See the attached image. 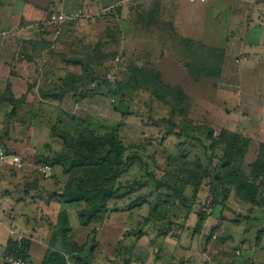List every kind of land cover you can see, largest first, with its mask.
Segmentation results:
<instances>
[{
    "label": "rangeland",
    "instance_id": "obj_1",
    "mask_svg": "<svg viewBox=\"0 0 264 264\" xmlns=\"http://www.w3.org/2000/svg\"><path fill=\"white\" fill-rule=\"evenodd\" d=\"M6 1L10 5L16 3L14 0ZM22 1L39 5L42 9V33L31 30L29 42L23 37L16 40L17 43L12 42L15 53L9 61H14L17 67L12 70L16 77L23 80L24 86L28 85V91L15 108L9 102L1 101L8 107L5 114L0 112L2 121L7 122V130H3L0 125V139L7 144L11 132L16 138L23 136L22 140L29 145L28 156L32 163L29 170L33 174L36 172L35 167L44 159L56 164L55 149L60 147L62 150L63 143L53 131L71 132L76 136L79 122L103 135L116 132L125 149L123 157L134 154L131 160L111 169L112 195L95 218L96 223L110 221L103 224L98 233L100 245L95 253L98 260L92 264H103L99 257L100 251L103 254L102 249L106 252L102 256L108 257L107 262L110 264H124L125 260L127 264H143L129 256L107 254L110 245L116 242L117 227L124 222L155 223L156 236L185 238L184 244L188 241L190 245L188 259L195 264H264V187L256 200L258 205L239 202L233 194L223 199V193L227 191L225 179L221 182L217 178L223 176V151L218 146L212 149L205 131H199V128H211L213 137L217 138L219 132L226 129L248 137L251 146L245 158L244 171L250 172L258 147L264 144V61H258L254 67H250L246 58H243L237 68L238 74H234L233 78L234 70L229 74L224 64L230 49L222 47L225 37L229 35L220 34L219 47L216 46L218 44L210 43L203 39L200 26H193V18H183L182 14L189 11L187 8L183 10L173 4V16L168 15L167 0ZM195 1L183 0V5H193ZM64 3H79L82 8L72 13L75 17L70 22L56 26L48 24L49 15L62 11ZM50 5L53 6L50 11L44 10ZM215 5L216 11H229L227 5L233 9L230 0H216ZM37 20L38 17L32 19L36 23ZM224 26L231 28L235 24L226 21ZM46 30L52 33L47 34ZM43 41H54L52 48L56 54L85 52L100 45L108 60L99 67L93 64L94 68L89 69L66 67L58 56L50 57V50L38 45ZM0 61L7 60L3 58ZM16 61L31 62L26 67ZM197 61L209 63L202 66ZM187 66L194 71H190ZM135 68L140 70L138 78L143 83L156 80L174 91H183L185 97L177 117L170 116L171 108L165 98L160 101L145 89L136 88L134 82L130 81V71ZM94 71L104 75V78L110 73L113 81L117 79L118 83H122L119 98L116 97L112 102L105 95L79 98L78 84ZM227 75L232 77L230 81L236 88L228 90L221 86V82L227 81ZM114 86L116 89L118 85ZM21 89L22 85L18 86L17 91ZM47 92L59 98L42 97ZM247 92L261 98L258 102L261 106L260 111H257L258 114L260 112L258 121L249 120L248 108L238 100L240 95L247 99ZM72 119H77L78 124L72 123ZM10 126L12 131H9ZM63 150L70 158L69 149L64 147ZM19 156L24 161L23 156ZM64 164L66 162L60 165ZM95 172L98 174L97 167L69 172L67 182L78 177L86 179ZM190 177H195L197 182L188 180ZM259 181L255 183L259 185ZM208 183L213 185L212 192L208 190ZM187 184H200L197 196L192 195L190 188L184 190ZM51 190L48 184L42 190L46 194L42 201L47 206L53 204L47 213L42 212L44 230L47 229L49 235L66 227L61 222L64 220L60 217L62 213L58 216L60 203L53 195V188ZM183 192L186 199L182 197ZM210 192L215 196V216L206 219L204 229L206 231L214 227L211 233L216 235V239L212 242L207 240L204 235L206 232L203 234L202 229H196L195 226ZM222 202L224 206L221 211V206L217 204ZM69 208L73 210H69L73 218L78 219L84 204L78 203ZM80 231H76L73 238L86 252L91 247L88 242L91 241L92 232ZM22 238L25 239L17 237L18 240ZM37 239L40 238L37 236ZM43 240L45 245H51L45 238ZM158 255L165 257L164 253ZM180 263L178 260L176 264ZM186 263L192 264L188 260ZM29 264L34 263L29 259Z\"/></svg>",
    "mask_w": 264,
    "mask_h": 264
},
{
    "label": "crops",
    "instance_id": "obj_2",
    "mask_svg": "<svg viewBox=\"0 0 264 264\" xmlns=\"http://www.w3.org/2000/svg\"><path fill=\"white\" fill-rule=\"evenodd\" d=\"M14 1L16 3H13V5H10V3L7 4L6 1V3L0 6V60L3 58L7 60L0 61V112L3 114L6 113L4 111H6L8 106L1 101L9 102L11 107L15 108L19 100L24 98L28 91V85L24 86L23 80L16 77L12 70V68L17 67L13 64L14 61H9L15 53V47H12V42L15 41L17 43L16 40L19 38L21 39V37H23L25 41L30 40L28 37L31 34V30L38 34L42 33V9L39 8V5L35 6L22 0ZM230 1L233 4V9L230 5H227L226 8H229V11H216L214 9L216 8V0H206L204 2L196 0L195 2H192L193 5L191 3L183 5V0H167L169 7H167L166 12L168 15L173 16V4L183 10L187 8L189 11L182 14L183 18L184 16H186V20L188 17L193 18L195 20L193 26H200V31H202L203 33H201L204 35L203 39L210 41V43H213L214 45L218 44L216 45L218 47L221 43L220 34H228L229 36L225 37L222 47L225 49L229 48L230 53L228 55L226 54L228 57H226L224 64L225 68L229 70V74L234 70V78V74H238L237 68H239L243 58H246V63L249 64L250 67L251 65L254 67L258 61H264V0ZM209 3L212 5L207 6ZM68 5L69 4L65 5L64 3L62 11H58V13L72 14L75 13L77 9L82 8L79 3ZM51 7L53 6L50 5L49 7H45L44 10L47 9L50 11ZM177 14L179 13L177 12ZM37 17V23L32 21V19H37ZM226 21L233 22L235 26L231 28L230 26L225 27L224 25L226 24ZM48 33L51 34L52 32ZM17 56L18 53L16 54V57ZM236 60H238V63H235ZM16 62L22 63L23 66L27 67L30 65L31 61ZM231 78L232 77L227 75L225 79H229L230 81ZM21 85L22 89L19 92L17 91L18 86ZM247 93V99L241 97V95L240 98L237 95L238 100H240L245 108H248L247 115L249 120L254 119V121H258L260 112L258 114L257 111H260L261 108L258 102H260L261 98L255 93ZM1 124L3 130H7V122L6 120L2 121V116L0 115V125ZM9 131H12L11 126ZM9 135L10 141H7L6 144L8 149L17 155L21 154L24 159V164L22 165L21 170H17L18 168L12 170L8 166H0V264L3 263L4 257L8 254L6 248L8 240L10 238L17 240V237L19 236L24 237L25 239H30L29 259L30 261L32 260L34 264H40L47 248H50L49 245H45V240L43 239L45 238L50 243L53 238L52 233L49 235L47 229L46 231L44 230L45 222H42L44 220L42 212L47 213L53 204L51 206V203H49V206H47L46 203L42 201L46 198V194H44L40 187H42V184H45V186L48 184V187L51 188L53 186V181L50 180L41 183L36 180V183L31 184V182H34L33 180L36 176L29 170V167L32 166L31 157L28 156L29 145H27L25 140H22L24 139L23 136L16 138L13 136V132ZM60 150V147L55 149L56 152H59ZM53 173L59 180L65 179V177L60 175L58 168L54 167ZM71 209L72 208L68 207L67 213L72 233L80 231L82 228H86V231L81 230L80 232L89 233V230L92 232L91 241L88 242V244L91 243L89 246H91L92 249L89 251V248L87 252H85V258L88 264L95 263L98 260L95 253L100 245V242L98 241V233L101 230L102 225L110 220L105 221L104 223L91 224L87 227H82L78 223V220L73 218L70 213V211L73 212ZM153 224L121 223V226L117 227L118 234L116 242H114L113 246L109 244L110 250L107 251V254L111 253L113 256L116 254H119L120 256H129L137 263L143 264H176L178 260L181 261L180 264H187V260L188 262L195 264L192 260L188 259L189 253H187V251H189L190 245L188 241L184 244L186 241L185 238H179L178 236H167L165 238L158 237L154 233L155 227ZM205 224L206 223H203L201 227H197L196 229H202L201 231L203 234L206 232L204 235L208 237L214 227L211 226L205 231ZM211 224L212 223H210V225ZM195 226H198V223H195ZM137 229H141V236H137ZM37 236L40 238L39 240L37 239ZM57 241L58 240L55 241L56 244L59 243ZM76 242H78V240ZM206 244H209V242L206 241ZM56 248H58V246ZM102 251L103 254L100 251L99 257L103 264H110L107 262L108 257L102 256L106 254L105 250L102 249ZM125 251H127V253H125ZM167 251L169 252L168 258L166 257ZM158 253H164L165 257H159ZM126 261L127 260L123 263L126 264Z\"/></svg>",
    "mask_w": 264,
    "mask_h": 264
},
{
    "label": "trees",
    "instance_id": "obj_3",
    "mask_svg": "<svg viewBox=\"0 0 264 264\" xmlns=\"http://www.w3.org/2000/svg\"><path fill=\"white\" fill-rule=\"evenodd\" d=\"M5 2L6 0H0V6ZM47 32L49 31L46 30V33ZM55 41H57V39H55ZM49 42L50 43L43 41L38 43V45H41L42 49L50 50V57L58 56L62 64L66 67L80 66L82 68L89 69L94 68L92 66L93 64L99 67L108 60L102 53L100 45L93 50L89 48V50L85 52L56 54L52 48L54 41ZM197 62L202 63V66H207L209 63V61ZM189 68L190 71H194L191 67ZM130 74V81L134 82L136 88H140L142 90L145 89L152 96H156V98H158L160 101L165 98V101L171 108L170 116L177 117L179 106L183 102V96L185 97V94L181 89L178 90V92L174 91L171 88L163 86L162 83L156 80L148 82L144 81L143 83L140 81L142 79L138 78L140 75V70L136 68L131 70ZM206 74L210 75L211 73H203L202 75ZM111 81L113 80H107L106 77L104 78V75L94 71V73H91L88 78L81 80V82L78 84L77 95H79V98H85L91 95H105L110 97L111 101H114V99L116 97L119 98V94L122 93V83H118L117 79H115L113 82ZM93 83H95L94 87H91ZM115 84L118 85L116 89L114 86ZM42 97H48L51 99L59 98L58 96L56 97L52 92L43 93ZM72 120V123L78 124L77 119ZM77 126L76 136H73L71 132L54 130L53 132L62 139L63 143L62 150L55 153L54 162H56V164L50 163L45 159L39 163V165L44 163L48 164L52 167V169L54 167L58 168L60 175L65 177V179L59 180L57 177H55L54 173L50 179H43L36 171L35 174L37 176L33 180L34 182H31V184H34L36 183V180L41 183L53 180V186L49 189L52 191L51 189L53 188V195L55 199H57V202L60 203V211L58 212V216L62 213L60 217L64 220H61V222L65 223L66 226L62 231L59 230L57 233L52 234L53 238L51 245H49L50 248H47V251L45 252L40 264H88L85 258V251H83L84 247L79 246L78 242H76L77 240L73 238L74 233H72V228L69 226L67 209L68 207L78 205V203H83L84 208L80 210L78 214L79 217L77 219L80 226L87 227L91 224H99L95 222L97 220L95 218L101 213V211H103L106 202L112 195L113 182L112 178H110L111 169L114 167H120L124 164V161L131 160V158L134 156L133 154V156L123 157L125 149L122 145L121 139H118L116 136V132L103 135L97 131H94L91 127L85 126L81 122H79ZM199 131L201 133L202 131H205L206 138L211 141L210 146L212 149L218 146L223 151V165L221 167L223 176H217L218 180L221 182H223V179H225L224 185L226 186L227 191L226 193H223V199H227L229 194H233L239 200V202L250 205H258L256 200L261 196L260 191L261 188L264 187V144L259 145L256 156L250 167L251 170L249 173H245V158L249 147L251 146V140L248 137L243 136L240 132L226 129H222L219 132L217 138L213 137L214 131L211 128H199ZM198 141H200V139H198ZM0 142L4 143L7 153L16 154L12 153L8 149L4 140L0 139ZM64 147L69 149L71 152L70 158L67 157V153L64 152ZM64 162H66V164L60 165ZM90 167H97L98 174L95 172L86 179L78 177L69 179L70 181L67 182V178L70 175L69 172L76 173L79 170L90 169ZM10 169L14 170L17 168L10 167ZM21 169L22 168H18L17 170ZM193 179L194 182H197L195 177H190L188 180ZM256 180H260L259 185L255 183ZM207 186L209 188L208 190L212 192V183H208ZM40 188L42 190L46 188L45 184H42V187ZM187 188L192 189L193 196L195 194L197 196L198 191L201 189L200 184H187L184 190ZM211 192L207 197L205 205H203L204 207L202 208V215L197 217V227H201L209 216H215V196H213ZM184 194L185 192L182 193V197L184 196V199H186ZM217 205L221 206L222 211V206H224L223 202ZM208 206H210V213L205 210V208ZM137 232V236L142 235L141 229H137ZM212 235V233H209L207 237V240L210 242L213 241ZM56 240H59L57 245L55 243ZM57 246L58 248H56ZM6 248L8 254L4 257L2 264H12V262L16 259L23 260L26 264H29L28 254L30 250V239L22 238L15 240L10 238L6 244ZM91 249L92 247H90L89 251H91ZM129 264H132V262H129Z\"/></svg>",
    "mask_w": 264,
    "mask_h": 264
},
{
    "label": "built area",
    "instance_id": "obj_4",
    "mask_svg": "<svg viewBox=\"0 0 264 264\" xmlns=\"http://www.w3.org/2000/svg\"><path fill=\"white\" fill-rule=\"evenodd\" d=\"M193 1V0H190ZM201 2H204L205 0H200ZM75 15L74 14H58V13H52L48 17V24H53L54 26L64 23V22H70L74 19ZM235 63H238V60L235 61ZM112 76L110 73H107L106 79L107 80H112ZM94 84H92L91 87H94ZM221 86L223 88H227L228 90L234 89L237 86L232 83V81H223L221 82ZM112 102V101H111ZM23 160L20 158L19 155L17 154H10L7 153L6 147L4 143L0 142V166L5 167V166H10L14 168H21L23 165ZM37 173L43 178V179H50L53 175V169L50 165L48 164H40L35 167ZM205 210L210 213V206L206 207ZM213 239H216V235H212ZM156 252V251H155ZM238 253V251H236ZM12 264H26L23 260L16 259L12 262Z\"/></svg>",
    "mask_w": 264,
    "mask_h": 264
}]
</instances>
